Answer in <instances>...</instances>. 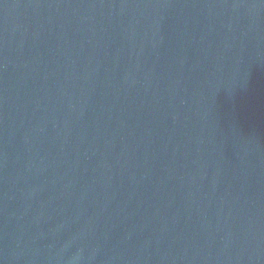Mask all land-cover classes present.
Here are the masks:
<instances>
[{
	"label": "water",
	"instance_id": "95a60500",
	"mask_svg": "<svg viewBox=\"0 0 264 264\" xmlns=\"http://www.w3.org/2000/svg\"><path fill=\"white\" fill-rule=\"evenodd\" d=\"M0 264H264V0H0Z\"/></svg>",
	"mask_w": 264,
	"mask_h": 264
}]
</instances>
